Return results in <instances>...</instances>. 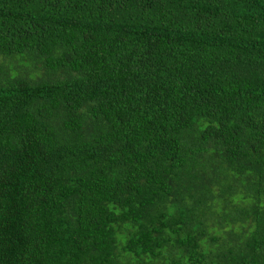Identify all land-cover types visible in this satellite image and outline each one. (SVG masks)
Masks as SVG:
<instances>
[{
  "label": "trees",
  "instance_id": "16d2710c",
  "mask_svg": "<svg viewBox=\"0 0 264 264\" xmlns=\"http://www.w3.org/2000/svg\"><path fill=\"white\" fill-rule=\"evenodd\" d=\"M0 264H264V0H0Z\"/></svg>",
  "mask_w": 264,
  "mask_h": 264
}]
</instances>
